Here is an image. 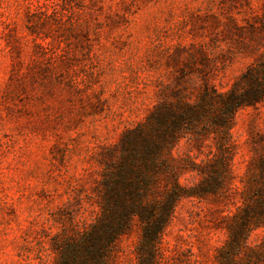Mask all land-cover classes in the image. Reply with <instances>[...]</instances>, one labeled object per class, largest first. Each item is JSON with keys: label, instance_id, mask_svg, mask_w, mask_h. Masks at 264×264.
Returning <instances> with one entry per match:
<instances>
[{"label": "rangeland", "instance_id": "374dc122", "mask_svg": "<svg viewBox=\"0 0 264 264\" xmlns=\"http://www.w3.org/2000/svg\"><path fill=\"white\" fill-rule=\"evenodd\" d=\"M263 64V0H0V264H20L25 239L69 227L108 147L155 107L226 94L252 66L263 78ZM228 130L232 184L179 202L161 264H237L227 226L242 195L264 189V100ZM202 135L181 139L174 157L214 155L223 132ZM180 180L202 178L181 170ZM138 241L124 238L115 264H137ZM248 245L264 264V227Z\"/></svg>", "mask_w": 264, "mask_h": 264}, {"label": "trees", "instance_id": "16d2710c", "mask_svg": "<svg viewBox=\"0 0 264 264\" xmlns=\"http://www.w3.org/2000/svg\"><path fill=\"white\" fill-rule=\"evenodd\" d=\"M255 69L250 67L238 88L226 94L207 89L196 101L178 94L176 101L158 105L143 123L124 132L121 141L106 150L110 159L103 161L95 195L77 194L80 207L69 217V227L56 233L44 230L35 245L25 239L20 264H115L120 243L134 231L139 237L137 264H161V243L179 202L224 195L232 184L230 123L239 109L264 100V77ZM221 132L224 138L218 140L216 153L201 164L191 157H174L187 135L199 141L202 134ZM181 170H191L202 180L186 187ZM241 198L229 218L228 245L237 264H260L263 257L248 241L253 231L264 227V189H250Z\"/></svg>", "mask_w": 264, "mask_h": 264}]
</instances>
